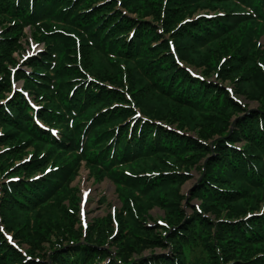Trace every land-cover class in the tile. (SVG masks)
<instances>
[{
  "label": "trees",
  "instance_id": "1",
  "mask_svg": "<svg viewBox=\"0 0 264 264\" xmlns=\"http://www.w3.org/2000/svg\"><path fill=\"white\" fill-rule=\"evenodd\" d=\"M0 24V264H264V0H0ZM27 28L45 50L21 63ZM83 163L129 191L111 240L78 226Z\"/></svg>",
  "mask_w": 264,
  "mask_h": 264
},
{
  "label": "rangeland",
  "instance_id": "2",
  "mask_svg": "<svg viewBox=\"0 0 264 264\" xmlns=\"http://www.w3.org/2000/svg\"><path fill=\"white\" fill-rule=\"evenodd\" d=\"M1 29H3V26L0 24V34H1ZM26 37L22 40V45L23 49L19 52L16 53L15 56L20 60L21 63H23V60L25 58L29 57H35L40 55L41 53L44 52L45 50V44L44 43H39V40L35 39L33 37V34L30 30V28H27L25 30ZM255 43L260 47V51L264 52V31H263V26L259 25L256 34H255ZM213 48V46H212ZM214 52V51H213ZM213 52H210V56L213 54ZM205 56L208 55V53H204ZM213 56V55H212ZM219 58V57H218ZM225 56H221L218 61L215 62H222L224 60ZM206 57L203 59L199 60L198 58H195L192 61H181V65H184L185 67L187 66V70L189 71L190 74L196 76V74H203L206 72V66L205 60ZM95 62L99 61L101 66L103 64L101 63L102 61L98 58L94 59ZM214 62V61H213ZM104 63V62H103ZM203 63V64H202ZM215 64L213 66H215ZM105 66H107L104 63ZM25 70L31 71V69L24 67ZM212 73L209 78L215 79L216 77ZM16 86L21 89L23 86V82H19L16 84ZM230 86V85H229ZM233 89V88H232ZM247 107L251 109H256L258 108L259 102L256 99H248L246 96L240 95L238 97ZM33 100V99H32ZM35 104V103H33ZM36 105V104H35ZM175 127H177L175 125ZM186 132L190 133V135H194V132L192 131V128L186 127L184 129ZM2 151V148H0V152ZM83 167L81 168L80 172L78 175L75 177L74 182L71 184V188L75 189L76 194L79 196V201H78V226H81L83 229L84 233L88 231L90 228V225L92 223L95 224V222L98 225H103L110 223L113 226V231L109 235L110 240L112 239L113 236L116 235V233L119 230V226L122 222V220L125 217V213L127 211L125 210V201L122 198L123 194H128L129 191H123V193H120V191L117 188V184H115L114 181H112L107 175L104 176L103 179H98L97 177H94L92 173H90V170L87 168L86 164H82ZM190 176L191 179L188 180L182 187H181V195L184 197H187L186 199L183 198L181 202V206L183 207L184 212L186 213L187 216H193L195 209H199L202 202L200 200L192 199L191 202L189 201V197H191V190L197 185V183L200 181L201 174L197 169H191L190 171ZM87 194V195H85ZM70 198V197H69ZM66 200L67 197L63 195L61 198V204L64 206H71L72 203L70 200ZM140 202H138L139 207ZM261 210H264V199L260 203ZM259 207V208H260ZM52 209H56L55 206L49 207L47 209L48 213V218L50 214L52 213ZM259 210V209H258ZM57 211V210H56ZM51 212V213H50ZM209 216H211L213 219H218L219 217L215 215V211H211L208 213ZM143 215L144 212H143ZM147 216V223L152 224V223H158L161 225V227H166L168 224V215L166 213V210L164 211L161 207L159 206H154L152 209L148 211L146 214ZM225 213L223 214V217H225ZM6 238L8 239L9 242H11L14 246L17 247V244L23 249V250H29L31 247L30 245H33L32 243L35 244L36 241H33L32 239H29L32 241V243L29 241L25 242H20L18 243L17 240L13 239V233L7 232L6 233ZM15 240V241H14ZM47 251H50L52 249L49 248L48 245H46ZM111 249L117 253V247L112 246ZM159 253H164L161 249H157ZM151 252H153L152 249L148 250H143L139 253L135 252L133 255L134 258H138L140 255H149ZM41 253L45 252H37L38 255H41Z\"/></svg>",
  "mask_w": 264,
  "mask_h": 264
},
{
  "label": "snow or ice",
  "instance_id": "3",
  "mask_svg": "<svg viewBox=\"0 0 264 264\" xmlns=\"http://www.w3.org/2000/svg\"><path fill=\"white\" fill-rule=\"evenodd\" d=\"M85 195H87V194H85Z\"/></svg>",
  "mask_w": 264,
  "mask_h": 264
}]
</instances>
